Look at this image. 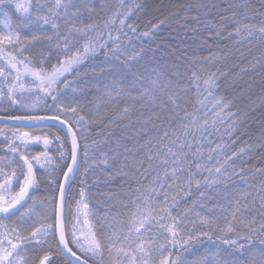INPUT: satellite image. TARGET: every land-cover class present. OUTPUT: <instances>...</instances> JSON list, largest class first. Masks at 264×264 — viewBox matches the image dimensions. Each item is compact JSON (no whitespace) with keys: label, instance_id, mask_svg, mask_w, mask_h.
I'll return each mask as SVG.
<instances>
[{"label":"snow or ice","instance_id":"snow-or-ice-1","mask_svg":"<svg viewBox=\"0 0 264 264\" xmlns=\"http://www.w3.org/2000/svg\"><path fill=\"white\" fill-rule=\"evenodd\" d=\"M226 3L215 22V3L184 6L194 24L166 66L149 58L166 20L132 46L143 3L103 4L98 23L92 0H0V122L12 125L0 128V264H264V167L235 166L264 148V126L235 150L245 113L218 94L264 76V0ZM180 65L191 108L173 85ZM118 181L124 199L104 194L116 203L100 215L93 189Z\"/></svg>","mask_w":264,"mask_h":264},{"label":"trees","instance_id":"trees-1","mask_svg":"<svg viewBox=\"0 0 264 264\" xmlns=\"http://www.w3.org/2000/svg\"><path fill=\"white\" fill-rule=\"evenodd\" d=\"M118 0H92V4L95 6L96 12L91 15V19L96 22H102L106 14L109 13V9L101 11V5H113L117 3ZM143 3L145 8L142 11L136 13L132 16L128 23H132L137 26V35L133 36L129 33L132 40V46L139 48L143 43L148 44L147 40H138L140 32L146 31L150 23H156L159 20H166V23L161 28L159 34L156 37L157 43L161 44V47L157 48L156 44H152L151 47L153 52L150 53V57L155 58V61L159 65L171 66L177 60L176 47H183L179 44V38L177 33H183L185 31L183 25L185 23L192 26L194 22L189 18L187 21L182 19L184 16H189L191 13H186L184 11V6L194 0H126V3ZM210 3H215L218 7L214 10L216 14L209 17L213 22L219 20L220 15L224 14L221 10L227 6L226 0H209ZM234 2H240V0H234ZM255 7L259 8V0H252ZM13 18L15 15L13 13ZM0 30H2V25H0ZM231 30V29H229ZM127 31V29H125ZM115 35V32L113 33ZM200 35H206V33H200ZM127 43V41H125ZM209 43L218 44L224 47L227 41L221 39L211 40ZM208 53L202 51L199 53L201 56H206ZM231 61L229 66H231ZM249 84L251 85L249 87ZM174 88L177 91L183 90L182 95L187 101H189V107L196 102V92L195 88L190 83V72L186 70L185 65H180V75L177 76L173 81ZM245 91H241V89ZM219 95L226 96L229 99H234L235 108L239 109L245 116H242V133L237 139L235 150H239L244 147L247 143H254L261 134L262 126H264V103H262V96H264V76L259 74V69L256 72L248 71L243 73L237 84L234 86L230 85L229 81H221V87L218 92ZM7 108V104H0V115L4 114V109ZM87 112V109H85ZM12 127V125L0 124V128ZM55 131V129H53ZM100 131H107V129L94 128L93 138L99 139L97 133ZM243 133H247L244 135ZM4 138L0 137V149L6 148V144L3 143ZM32 151H39V148H32ZM4 152L0 151V156H3ZM230 155V153H229ZM235 166L237 170L243 167L245 169H255L264 167V148L254 147L253 151L248 154H242L239 159L235 160ZM237 186L243 191L246 188V184L240 181L239 177L233 178ZM262 178L253 173L251 178H247L248 184H259ZM89 183H92V179H89ZM103 183L101 179V184ZM135 185H133L134 187ZM94 192L98 193V199L101 203L98 205L97 211L100 215L104 214L107 205L116 203L113 200H106L105 195L115 194L117 200L124 199L120 195L121 191L127 192V185L123 181L113 182L108 185V187H100L93 189ZM199 210V209H198ZM121 211H124L121 209ZM203 249L204 245L200 246ZM108 257L105 254V264H107Z\"/></svg>","mask_w":264,"mask_h":264},{"label":"water","instance_id":"water-1","mask_svg":"<svg viewBox=\"0 0 264 264\" xmlns=\"http://www.w3.org/2000/svg\"><path fill=\"white\" fill-rule=\"evenodd\" d=\"M0 124H4L3 122H0ZM10 125V124H9Z\"/></svg>","mask_w":264,"mask_h":264},{"label":"rangeland","instance_id":"rangeland-1","mask_svg":"<svg viewBox=\"0 0 264 264\" xmlns=\"http://www.w3.org/2000/svg\"><path fill=\"white\" fill-rule=\"evenodd\" d=\"M15 15V14H14Z\"/></svg>","mask_w":264,"mask_h":264}]
</instances>
